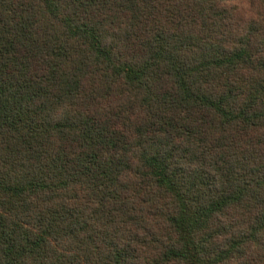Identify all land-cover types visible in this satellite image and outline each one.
Wrapping results in <instances>:
<instances>
[{
    "label": "trees",
    "instance_id": "trees-1",
    "mask_svg": "<svg viewBox=\"0 0 264 264\" xmlns=\"http://www.w3.org/2000/svg\"><path fill=\"white\" fill-rule=\"evenodd\" d=\"M0 264H264V0H0Z\"/></svg>",
    "mask_w": 264,
    "mask_h": 264
},
{
    "label": "rangeland",
    "instance_id": "rangeland-1",
    "mask_svg": "<svg viewBox=\"0 0 264 264\" xmlns=\"http://www.w3.org/2000/svg\"><path fill=\"white\" fill-rule=\"evenodd\" d=\"M248 8V5L246 6V9Z\"/></svg>",
    "mask_w": 264,
    "mask_h": 264
}]
</instances>
